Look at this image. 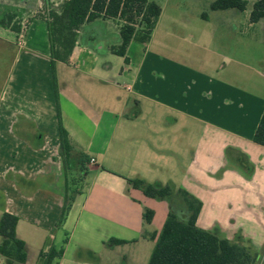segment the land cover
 <instances>
[{
  "label": "crops",
  "instance_id": "obj_1",
  "mask_svg": "<svg viewBox=\"0 0 264 264\" xmlns=\"http://www.w3.org/2000/svg\"><path fill=\"white\" fill-rule=\"evenodd\" d=\"M152 1L162 12L149 41L117 55L118 21L97 19L54 69L47 19L34 15L42 0H0L20 19V28L0 23V219L18 217L26 264L52 246L64 249L55 264H149V234L162 231L170 204L128 179L188 191L203 204L199 228L264 248V147L253 140L264 114V18L251 19L259 0L244 11L178 0L166 24L162 0ZM60 124L73 148L67 172Z\"/></svg>",
  "mask_w": 264,
  "mask_h": 264
},
{
  "label": "trees",
  "instance_id": "obj_2",
  "mask_svg": "<svg viewBox=\"0 0 264 264\" xmlns=\"http://www.w3.org/2000/svg\"><path fill=\"white\" fill-rule=\"evenodd\" d=\"M59 9L51 10L48 14V32L51 44L52 65L56 62H69L70 56L76 46L78 33L86 23L97 19L122 21L120 35L122 45L113 48L117 55L124 56L129 44L140 39L149 41L162 9L156 1L152 0H61ZM246 0H217L211 5L212 11L228 9L246 10ZM264 18V0H259L253 6L251 19L258 22ZM143 33L139 36V33ZM61 156L66 172L70 169L72 145L68 133L60 124ZM254 142L264 147V114L256 130ZM89 161L83 155L80 165ZM128 183L145 196L168 201L170 211L166 223L159 233L149 234L156 240L149 264H255L257 256L249 248L228 239L221 238L197 226L203 204L200 200L182 188L171 185L158 186L148 184L139 179H128ZM73 198V196H72ZM66 198L65 207L60 225L66 218L70 209ZM154 212L144 211V223H152ZM18 217L4 213L0 219V254L26 264L28 255L26 244L16 234ZM67 242V241H66ZM113 244H122L124 241L112 240ZM64 249L52 246L48 252L42 251L39 264H55L62 258ZM264 264V260H263Z\"/></svg>",
  "mask_w": 264,
  "mask_h": 264
},
{
  "label": "rangeland",
  "instance_id": "obj_3",
  "mask_svg": "<svg viewBox=\"0 0 264 264\" xmlns=\"http://www.w3.org/2000/svg\"><path fill=\"white\" fill-rule=\"evenodd\" d=\"M178 0H171V3L167 4L166 1L162 0L161 4L162 7H164L165 10V15H164V19H163V23L166 24L167 23V18L169 16V12H170V7L172 6L173 3H176ZM194 0H182L181 3V7H191V2H193ZM203 2L205 0H199V2ZM195 2V1H194ZM62 3L61 0H42V7L41 9H38V13L34 14V15H40L41 12L44 13L45 17H48V14L51 10L54 9H59L60 4ZM17 10H15V8H9L7 6V3L5 2H0V23L4 24V25H10L12 24V26L14 28H20V26L18 25V22L20 21V19L18 18V14L16 12ZM117 24V23H116ZM119 25H123L124 22L120 21L118 22ZM143 33H139V36H142ZM157 42H159V37L157 38ZM73 173H71V178H70V197L73 196L75 193H77L81 186H82V180H83V174L81 171H77L76 172V176L72 177ZM250 251L253 254H256L257 256V261L255 264H263V260H264V248L258 249V250H254V249H250ZM17 264V263H16Z\"/></svg>",
  "mask_w": 264,
  "mask_h": 264
},
{
  "label": "built area",
  "instance_id": "obj_4",
  "mask_svg": "<svg viewBox=\"0 0 264 264\" xmlns=\"http://www.w3.org/2000/svg\"><path fill=\"white\" fill-rule=\"evenodd\" d=\"M92 162H94V160H92Z\"/></svg>",
  "mask_w": 264,
  "mask_h": 264
}]
</instances>
